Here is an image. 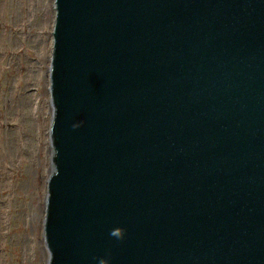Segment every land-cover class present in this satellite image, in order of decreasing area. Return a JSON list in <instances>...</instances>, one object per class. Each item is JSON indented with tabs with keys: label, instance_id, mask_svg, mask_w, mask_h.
Instances as JSON below:
<instances>
[{
	"label": "water",
	"instance_id": "water-1",
	"mask_svg": "<svg viewBox=\"0 0 264 264\" xmlns=\"http://www.w3.org/2000/svg\"><path fill=\"white\" fill-rule=\"evenodd\" d=\"M54 5L48 264H264V0Z\"/></svg>",
	"mask_w": 264,
	"mask_h": 264
},
{
	"label": "rangeland",
	"instance_id": "rangeland-1",
	"mask_svg": "<svg viewBox=\"0 0 264 264\" xmlns=\"http://www.w3.org/2000/svg\"><path fill=\"white\" fill-rule=\"evenodd\" d=\"M54 0H0V264H48Z\"/></svg>",
	"mask_w": 264,
	"mask_h": 264
},
{
	"label": "clouds",
	"instance_id": "clouds-1",
	"mask_svg": "<svg viewBox=\"0 0 264 264\" xmlns=\"http://www.w3.org/2000/svg\"><path fill=\"white\" fill-rule=\"evenodd\" d=\"M82 122H77L73 124V128H78ZM126 230L122 227H115L110 231V236L122 240L125 236ZM98 264H110V260L108 258H100Z\"/></svg>",
	"mask_w": 264,
	"mask_h": 264
},
{
	"label": "bare ground",
	"instance_id": "bare-ground-1",
	"mask_svg": "<svg viewBox=\"0 0 264 264\" xmlns=\"http://www.w3.org/2000/svg\"><path fill=\"white\" fill-rule=\"evenodd\" d=\"M54 11H55V9H54ZM54 14H55V12H54ZM53 41V40H52ZM51 93V92H50ZM53 114V113H52ZM51 121H52V119H51ZM51 127V126H50ZM52 151H53V148H52ZM52 156H53V153H52ZM52 170H53V160H52Z\"/></svg>",
	"mask_w": 264,
	"mask_h": 264
}]
</instances>
